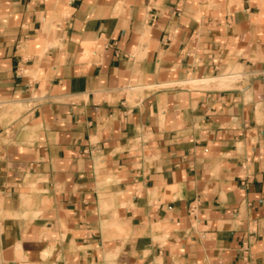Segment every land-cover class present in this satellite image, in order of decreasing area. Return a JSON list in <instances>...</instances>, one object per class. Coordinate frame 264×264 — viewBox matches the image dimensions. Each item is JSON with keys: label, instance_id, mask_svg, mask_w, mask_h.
<instances>
[{"label": "crops", "instance_id": "1", "mask_svg": "<svg viewBox=\"0 0 264 264\" xmlns=\"http://www.w3.org/2000/svg\"><path fill=\"white\" fill-rule=\"evenodd\" d=\"M0 264H264V0H0Z\"/></svg>", "mask_w": 264, "mask_h": 264}]
</instances>
